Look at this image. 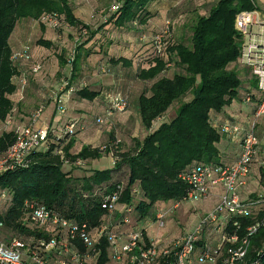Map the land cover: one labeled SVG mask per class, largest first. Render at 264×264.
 Wrapping results in <instances>:
<instances>
[{
  "label": "trees",
  "instance_id": "1",
  "mask_svg": "<svg viewBox=\"0 0 264 264\" xmlns=\"http://www.w3.org/2000/svg\"><path fill=\"white\" fill-rule=\"evenodd\" d=\"M118 1L113 6L115 9L112 10V14L106 22L118 29H133L141 37L142 26L146 25L147 21L153 17L151 2L159 0ZM174 5L172 3V6ZM251 10H253V6L250 0H217L215 4L210 6L207 14L197 15L195 18L188 45L174 42L173 24L170 22L168 35L160 50L154 45V38L161 31L151 36L149 46L144 44L139 50H136L138 54L135 57L126 53L125 47L121 50L126 54L120 52L118 55H114L110 51L106 54L104 51L107 56L105 63L108 66L110 64L130 68L135 63L136 78L142 82H152L148 90L149 95L142 93L136 101L141 125L150 133L144 140L136 142L132 152L120 153V151H115L114 157L117 161L113 170H93L89 176L85 175L79 179L72 177L69 172H65L64 165L99 159L104 153L109 154L110 151L106 149L103 152L100 148L83 146L77 154H73L71 152L75 144L73 136L82 129V125L77 124L75 134L72 136L64 135L54 140L48 150L31 155L28 168L7 172L0 176V190L6 191L11 196L10 205L3 206L0 210V219L4 221L5 225L4 232H7L9 237L25 242L38 238L48 239L49 234L45 231L25 226L22 223L24 202L36 200L48 208L57 210L67 220L86 224L91 235H96L97 230L106 227L107 236L115 234L118 239L117 233L111 231L105 223L107 217L116 211L118 205L125 206L127 212H133V219H137L138 222L150 217L160 205L182 204L188 197L190 185L181 177L193 167L201 164H232H225L220 161L217 145L221 139L228 138L226 134L221 132V128L225 124L234 125V123L228 120L220 126H214L211 121V114L220 113L228 107L237 98L241 88L242 82L238 77L237 69L242 38L236 32L234 23L239 12ZM48 13L63 17L69 26H81V23L74 17L70 0H0L1 123L12 119L14 103L11 96L17 91L13 79L18 75V71L9 42L10 37L20 20H39L42 15ZM83 26L84 29H88L87 26ZM136 26H139V29ZM88 30V39L75 49L76 55L72 65L73 79L78 74L82 56L88 57L90 55L86 46L101 31V29ZM37 44L46 47L51 46L49 42L44 40H39ZM60 61L61 68L65 67L64 58H60ZM172 61L181 68V71L175 73L173 77L167 78L163 74L172 67ZM230 65L234 67L230 69ZM104 67H102L103 70H108ZM246 69L250 73L252 88L256 94L247 90L243 102L245 103L246 98L251 97L249 105L252 104L255 107L259 101L257 85L250 70ZM188 95L191 96V99L179 105L172 120L160 123L155 129L152 128L153 123L162 118L174 103ZM77 96L81 100L93 102L99 94L84 88L77 92ZM105 112L106 109L101 116L96 117L95 121L104 116ZM228 139L231 141L230 138ZM14 142L15 134L13 131L3 132L0 136V153L6 152ZM113 144L108 146H113ZM59 150L63 154H58ZM261 156H264V149L262 150L260 147L253 165ZM263 163L264 158L259 161L257 175V183L262 194L256 197H253L252 194L250 198L261 199L262 204L252 207L246 217L230 218L224 226L204 225L199 241L195 245L194 261L203 250L209 248L212 252L217 248L222 235L237 236L241 240L247 235V229L257 223L260 224V228L251 238L249 257H252L257 250L262 248L264 244ZM123 165L128 168L127 183L125 185L120 183L106 185L112 182L114 171ZM75 184L81 185L80 189L86 195L88 194V197L96 199H92L91 203L87 204L82 200L85 196L79 194ZM103 189L104 192H102ZM114 193H118V200L115 204V211L110 213L102 209L101 205L107 196ZM136 196H138L137 200ZM123 223L131 224L132 221L125 217ZM133 232L140 234V246L142 249H147L152 242L148 241L149 239L144 232L132 231L128 236ZM63 235L66 233L63 232ZM107 236H102L99 239V244L92 248L78 241V238L73 240H76L75 245L78 251L91 255L97 254V264H107L109 250H111V257L114 259L112 246ZM226 247L227 245H224L221 254L226 252ZM127 255L132 256V254H125V256ZM159 263L174 264L173 253L169 257H158L153 264Z\"/></svg>",
  "mask_w": 264,
  "mask_h": 264
},
{
  "label": "built area",
  "instance_id": "2",
  "mask_svg": "<svg viewBox=\"0 0 264 264\" xmlns=\"http://www.w3.org/2000/svg\"><path fill=\"white\" fill-rule=\"evenodd\" d=\"M263 0H250L253 10L241 11L235 17L234 27L242 38V47L238 64L248 68L256 81L259 101L254 107L248 129L243 132L240 138L241 151L237 160L230 165L201 164L193 167L188 173L182 175V180L190 185L188 197L183 201L198 200L205 198L213 191H219V203L216 204L211 213L204 216L197 228L178 239L171 248L158 251L157 246L152 242L147 249L140 246L141 236L133 232L128 236L124 244L119 246L115 234L107 236L106 227L97 230L96 235L88 232L86 224H78L72 220L65 219L57 210L48 208L36 200H27L23 204L22 223L25 226L45 231L48 239L38 238L25 242L17 238L5 237L4 221L0 219V264H97V254L82 253L78 251L74 238L87 247L92 248L99 244L102 236L109 237L112 246L113 257L116 261L122 260L125 254H132V261L137 264H153L158 257H169L174 255V264H264V244L262 248L249 257L251 238L257 233L260 224L257 223L247 229V235L241 240L237 236L222 235L218 247L212 252L210 249L203 250L194 261L193 253L196 243L199 241L200 233L206 224H217L224 226L226 221L235 217H246L254 206L262 204V200H254L241 197L243 189L251 176L253 162L258 156L260 142L256 135L258 122L264 116V9L261 6ZM115 9V7H114ZM170 21H166L161 33L154 38V45L158 50L163 47L164 39L168 35ZM75 50L67 56V65L72 72V65L75 60ZM13 58L29 60L27 52L16 53ZM34 72L40 70V66L34 67ZM67 86L68 81H64ZM26 85L23 80L22 88ZM113 96V97H111ZM108 106L104 116L97 118L96 122L104 124L106 118L121 113L127 106L126 99L120 94L107 95ZM57 111L61 115L66 108L63 100L57 102ZM246 104L251 103V97L246 98ZM43 106L37 108L30 118V124L15 126V142L4 153H0V176L7 172H15L26 169L30 165V157L36 152L48 150L49 146L64 135H73L76 132L77 123H70L59 135L55 131L40 128L38 123L43 114ZM13 125L12 119L5 122L6 127ZM221 132L228 138L234 140L240 133L236 124H225ZM118 142L113 146L100 148L106 149L114 157ZM58 154H63L61 150ZM115 158V157H114ZM113 158V164L116 158ZM80 163V162H78ZM77 163V164H78ZM264 164V163H263ZM200 197V198H199ZM118 193L107 196L101 208L110 213L115 211ZM11 203V196L0 190V205L7 206ZM180 204H175L178 207ZM2 206V207H3ZM0 207V210L1 208ZM166 214H161L159 225H163L162 219ZM127 222V220H125ZM237 225V222H235ZM63 232L66 235H63ZM68 235V236H67ZM65 238H64V237ZM224 245H227L226 252L221 254Z\"/></svg>",
  "mask_w": 264,
  "mask_h": 264
},
{
  "label": "rangeland",
  "instance_id": "3",
  "mask_svg": "<svg viewBox=\"0 0 264 264\" xmlns=\"http://www.w3.org/2000/svg\"><path fill=\"white\" fill-rule=\"evenodd\" d=\"M216 1L217 0H159L157 2H151L153 11V17L151 19H154L153 22L155 23V25H157V27L152 26L153 29L152 31H150L151 35L154 36L156 33L162 31L165 22L170 21L173 24L174 42L184 43L188 45L191 38V27L195 22V18L197 17V15L207 14L210 6L215 4ZM70 2L74 17L78 22L81 23V26H69L64 21L63 17L59 16L58 14L48 13L42 15L39 20L22 19L20 20V25L16 29L14 35L15 37L19 36V34L26 30L28 38L25 42H23L22 49L17 50L15 53L19 54L22 53V51H25L27 52L29 60L31 62L32 60L36 61L35 58L31 59V56L33 57V55L35 54L34 52H36V49L39 48L37 43L39 40H42L39 39L40 36L41 38L44 37L46 29L49 28L50 30L48 32V36L50 35V39L53 40V46L55 47L54 49H50L51 54H54L56 57L64 58L66 64L65 67L60 69V74L58 75L54 83L55 85L50 87L51 92L52 90H55L53 92L54 96L52 100L43 99L42 101H35L34 103L30 102L33 106L32 110H36L40 106H43L44 114L45 109L48 107L50 102H52L55 111H57L58 109L56 102L61 99L63 100L64 106L66 108L65 113L62 114L63 116H65V114H67L68 112L70 114H81L80 119L84 118L85 120H87L89 124L92 125L91 127H93V130L101 137V139L97 143L96 148H103L105 146L113 144V142L116 141L118 142L116 151H120V153L132 152L135 148L136 142L144 140V138L150 133V131H147L141 125L140 117L136 108V101L139 95H141L142 93H146L147 95H149L148 90L152 85V82L139 81L136 78V67L134 70H123L121 66L118 67L109 64V66H105L106 68H108V70H101L99 66L100 61L98 59L93 63L96 64V68H93V71L90 73L91 79H88V71L86 70L87 67L85 66L87 57H85L84 55L82 56V61L80 62L81 64H79L78 74L76 75L75 79H73V73L70 72V68L67 65V56L69 55V53L74 51L79 44L84 43L88 39V29L92 31L101 29L100 33L96 35V37L87 45L90 46L87 48L90 51V55H95V48L102 50V52L106 51V54L109 51L114 55H118L120 52L124 53V51H122L121 49L126 46L125 42H130V45H133L134 42H136L135 44L140 45L139 43L141 41H139V36L132 29L134 27L131 28L132 30L118 29L115 28L112 24H108V22H106V20H109V17L112 14V10H114L113 6H115L119 2L118 0H70ZM172 3H174L175 5L172 6ZM83 25L87 26L88 29H84L85 27ZM136 27L139 29V26ZM149 42L150 39L147 41L145 46H149ZM137 54L138 52L136 53V51L130 53L132 57H135ZM95 58L96 57L94 56L93 59ZM179 71H181V68L177 67L174 64V61H172V67L166 70L163 76L171 78L175 73ZM66 80L68 81L67 86L64 84V81ZM84 88L97 92L99 94L98 98L94 102L81 100L77 96V92ZM117 92L126 99V108L120 111L121 113H117L112 117L106 118L104 124L100 125L96 123V117L99 115L101 116V114L106 109V104L108 106V101L106 99L107 95H114L117 94ZM190 99L191 96L188 95L179 102L174 103L162 118L153 123L152 128L155 129L160 123L172 120L175 117V112L179 105L182 102L189 101ZM43 114L38 123L39 127L46 128L52 131H58L56 132L58 134H61L63 132V129L70 123L79 124L78 118L67 114L66 120L60 121L55 125L54 128H51V125L54 124H44ZM58 114L61 115L60 113ZM262 119H264V116ZM262 119L257 124V126L259 125V130L256 134H258L257 136L260 141V147L263 150L264 124L261 123ZM0 128H2L1 125ZM13 128L14 124L10 127V130L12 131ZM59 128L60 132L59 130H57ZM82 132L83 130L81 129L76 134L73 133L75 134L73 136L74 139L78 134ZM260 135L262 136V138ZM102 158L103 160L101 161H105V163H103L104 167H114V157H112L110 153H104L103 156L99 159ZM262 158H264V156L257 158L252 169H254V166L255 168H258L259 161ZM99 161L100 160H97V163H100ZM93 164L89 161L80 162L78 164H65L63 169L65 172H69L72 177L81 179L85 177V175H87L86 173H90L91 171H93L92 168H101L103 166H95V162ZM127 170L128 168L126 165L121 166L119 169L114 171L115 173L113 175L112 182L106 185L117 183L125 185L128 181ZM75 185L79 190V194L85 196L82 200L87 204L91 203L92 199H96L93 197H88V194L86 195L85 192L80 189L81 185ZM104 191L105 190L103 189L102 192ZM219 194V191H213L205 198L199 197L200 199L198 200H189L182 204H188L186 206L197 204L198 206L202 204L201 202H207L212 198L216 199L213 207L203 213L202 217L200 216L202 213V209L198 210L197 217L199 219L198 221H200V219H202L204 216H207L209 213H211L216 204L219 203ZM252 194L253 197L262 194V190L257 183V175L253 173H251V176L247 182V186L241 189V196L244 195L246 198H251ZM137 198L138 196H136V200ZM3 205H0V207H2ZM132 218H134L133 215ZM171 222L172 221H170V223ZM196 226L197 225H195V227L186 234L194 231L197 228ZM4 234L5 237H9V234L7 232H4ZM185 235H183L182 237H184Z\"/></svg>",
  "mask_w": 264,
  "mask_h": 264
},
{
  "label": "crops",
  "instance_id": "4",
  "mask_svg": "<svg viewBox=\"0 0 264 264\" xmlns=\"http://www.w3.org/2000/svg\"><path fill=\"white\" fill-rule=\"evenodd\" d=\"M260 4L264 9V0L261 1ZM153 20L154 19H149L147 21V24L142 26V35L141 37H139V41H141L139 43L140 45L135 44L136 42H134L133 45H130V42H125L126 46L124 50L126 51V53H131L132 51L139 50L144 44H146L149 39H151L152 35L150 31H152L153 29L152 26L157 27ZM19 25L20 21L17 23L9 40L13 50V54H16L15 52L17 50L22 49L23 42H25L28 38L27 32L24 29L23 30L25 32L23 31L17 37L14 36L16 29ZM49 30V28L46 29L44 37L41 38L40 36L39 39L49 41V43H51V46L46 47L38 45L39 50L36 49L37 51L34 52L35 54L33 55V57L31 56V59L35 58L36 61L32 60L31 62L30 60L22 59L15 60V66L17 68L18 75L13 79V82L17 87V91L14 95L11 96V99L14 103V109L11 115L14 127L30 124V118L35 111L32 110V102L34 103L35 101H42L43 99L52 100L54 96L53 92L55 90H52L51 92L50 87L55 85V80L60 74L61 61L60 57H56L54 54H51L50 49H54L55 47L53 46V40L50 39V35L48 36ZM88 47L90 46H86V48ZM141 53L143 52L141 51ZM94 56L96 57L95 59H93ZM97 59L100 61L99 66L101 69L104 65L107 66V64L105 63L107 60L106 54L102 52V50L95 48V55H89L86 58L87 61L85 62V66L87 67L86 70L88 71V79H91L90 73L93 71V68H96V64L93 63ZM35 66H40V70L38 72H34L33 69ZM135 67L136 64L133 63L132 67L130 68H122L123 70H134ZM233 67V65H230L229 68L232 69ZM237 70L238 77L241 79L242 82L241 88L239 89L237 94V98L233 100L232 103L228 107H226L222 112L211 114V121L214 126H220L224 124L225 121L229 120L236 124L240 129V133L234 140L230 141L228 138H223L217 145L220 152V161L225 164L233 163L238 158L240 154V138L243 132L248 129L251 114L254 109V105H248L243 102L244 94L245 92H247V90L256 94V92L253 91L254 88H252V80L250 79L249 71L241 66H238ZM23 80H26V85L24 86V88H22ZM67 114L70 113L68 112ZM67 114H65V116L59 115L57 111H55L53 103L50 102L43 114L44 124L53 123L54 125H51V128H54L57 123L66 120ZM70 115L74 116L75 118H78L79 124L82 125L81 128L83 130V132L78 134L75 138V144L71 152L73 154H77L83 146H90L92 148H96L97 143L101 139V137L98 135V133L93 130V127H91L92 125L89 124V122L84 118L80 119L81 114L71 113ZM261 123L264 124V119H262ZM0 125L2 126V128H0V136L3 132H9L10 127H6L5 123L0 122ZM57 130H59L60 132V128ZM258 130L259 125L256 128V133L258 132ZM56 132L58 131H55V133ZM97 160H100V163H97ZM101 160H103V158L87 161L91 162L92 164L95 162V166L103 165L101 168H92L93 170H113L114 167H104L103 163H105V161L102 162ZM252 173L258 175V168H255L254 166V169H252ZM86 174L88 176L90 175V173ZM244 195H242L241 197L246 198ZM215 201L216 199L212 198L207 202H201L202 204L198 206L197 204H191L192 206H186L188 204H180L176 208L174 207L175 203L160 205L153 211L154 213L150 217L139 220L138 222L137 219L134 220L132 218V215H134L133 212H127L128 210L125 209V206L120 204L118 205L116 211L112 215L107 217L105 223L111 229V231L117 233L119 246L126 242L128 234L130 232L143 231L146 237L149 239L148 241L153 242L157 246L158 251L161 253L163 250L171 248L178 239H180L183 235L188 233L195 227V225L198 224L199 219L197 217V213L199 209H202V213L200 215L202 217L203 213L213 207ZM161 214H166L164 219H162V226L159 225V222L161 221L159 219ZM125 217L129 218L132 223L124 224L123 219ZM170 221L172 222L170 223ZM107 264H135V262L132 261L131 255L123 256L122 260L116 261L111 257V250H109V261Z\"/></svg>",
  "mask_w": 264,
  "mask_h": 264
}]
</instances>
